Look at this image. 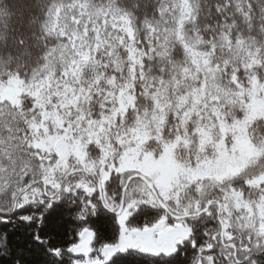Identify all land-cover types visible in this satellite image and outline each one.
Returning a JSON list of instances; mask_svg holds the SVG:
<instances>
[{
    "label": "snow or ice",
    "instance_id": "1",
    "mask_svg": "<svg viewBox=\"0 0 264 264\" xmlns=\"http://www.w3.org/2000/svg\"><path fill=\"white\" fill-rule=\"evenodd\" d=\"M0 264H264V0H0Z\"/></svg>",
    "mask_w": 264,
    "mask_h": 264
}]
</instances>
